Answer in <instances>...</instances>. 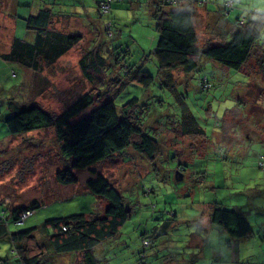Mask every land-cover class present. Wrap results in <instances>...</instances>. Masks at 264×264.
Here are the masks:
<instances>
[{"label": "rangeland", "instance_id": "rangeland-1", "mask_svg": "<svg viewBox=\"0 0 264 264\" xmlns=\"http://www.w3.org/2000/svg\"><path fill=\"white\" fill-rule=\"evenodd\" d=\"M233 1L231 10L237 8L238 12L242 11L241 16L248 17L254 10L258 12L255 25L259 36L253 44L251 59L236 69L202 56L201 71L211 77L213 86L207 91L200 90L194 78L186 85H177L184 91L202 134L185 130L182 121L184 116L185 120L189 119L188 114L180 111V106L170 97L171 91L169 93L154 82L151 91L164 96L165 104L159 105L160 101L150 103L149 109L154 108L149 112V124L144 125L148 132L161 138V154L152 162L133 146H128L86 168H73L78 176L75 182L62 183L55 177L56 170L65 165L66 157L60 153L61 142L54 124L20 133L8 132L6 118L22 107L17 99L24 100L29 93L34 95L29 84L39 77L18 63H13L18 73L13 77L11 62L0 58V208L7 214L10 207L28 204L34 199L39 203L36 211L23 222L10 223L12 229L35 226L36 236L42 237L44 221L48 217L103 210L107 200L98 198L85 187L87 178L103 172L125 196L130 216L119 234L101 245L103 253L99 254L97 250L101 260L110 264L116 261L119 264H137L136 251L146 248L140 239L144 233L153 241L146 248L149 264H225L224 258L230 264H244L239 259L233 260V237L228 232H225L224 245L231 242V251L225 250L226 256L216 258L215 255L222 251L207 249L211 228H204L209 223V213L215 201L228 208L245 206L249 220L251 218L255 222L254 229L264 235V170L258 161L260 152H264V0ZM111 2L112 37L101 32V18L96 14L93 16L99 22L95 32L83 31L86 28L82 22L72 23L67 18L59 21L64 23L62 28L65 31H77L83 34V38L52 63H47V59L41 62V75L48 76L51 83L44 85L43 91L34 96V102L59 113L66 104L89 90L92 80L79 68V60L85 49L98 42L105 53L110 42L126 46L131 61H137L136 67L141 63L157 80L159 66L151 55L145 54L156 45L158 35L153 0ZM208 2L218 5L212 14L225 16L228 13L225 0L196 1L200 4ZM181 5V2L171 4L177 8ZM205 26L204 22L197 21L200 42L208 39L220 42L218 35L217 39L209 36L210 28ZM219 31L227 40L232 36V27L227 21ZM18 32V36H23L24 31L18 29ZM217 32L214 30L213 33ZM92 36L95 41H91ZM2 38L0 47H9L6 37ZM108 70L106 67L105 71ZM21 78L23 84L16 90L14 84ZM102 85L103 91L112 93L113 87L108 81ZM129 93L124 90L119 101L128 98ZM93 107L82 109L75 119ZM169 109L172 111L170 115ZM131 115L138 123L141 122L134 113ZM180 167L184 174L177 179L176 171ZM148 187L151 190L146 192ZM173 211L177 215L174 216ZM214 227L218 232L221 229L219 225ZM198 229L203 230L202 241L192 238V232H198ZM6 237L0 238V256L3 257L0 264H22L11 251L10 238ZM245 247L244 243L240 244L241 253ZM256 248L259 257L250 258L255 259V264H264V242ZM133 256H136L135 260ZM78 261L79 256L66 252L46 256L43 264H80Z\"/></svg>", "mask_w": 264, "mask_h": 264}, {"label": "trees", "instance_id": "trees-1", "mask_svg": "<svg viewBox=\"0 0 264 264\" xmlns=\"http://www.w3.org/2000/svg\"><path fill=\"white\" fill-rule=\"evenodd\" d=\"M106 1L109 4L107 9L103 10L102 3ZM111 1L114 0H94L96 11L81 12L87 17L89 29L93 32L98 29L96 25L99 22L93 15L100 17V30L108 37L114 35ZM196 1L205 2L153 0L158 35L156 45L145 54L151 55L159 66L157 80L141 63L136 67L137 61H131L128 48L123 47L121 43H108L106 53L99 42L95 43L85 49L84 56L79 60V68L92 80V87L66 104L59 113H53L34 102V96L43 91L44 85L51 83L48 76L41 75V62L47 59V63H52L75 42L81 40L83 34L77 31L70 33L69 29L65 31L62 28L64 23H59L63 17H67V21L71 22V11L55 9L53 1H44L37 12L24 17L26 28L23 36L16 35L8 49L0 50V58L11 62L10 73L13 77L18 74L13 63L21 64L24 69L30 68L35 76L39 77L29 84L34 95L29 93L24 100L17 99L22 107L6 118L8 132L20 133L41 125L54 124L56 136L61 142L60 153L64 155L63 158L66 157L63 161L65 165L55 172L57 181L62 183L78 180L73 168H86L128 146H133L153 162L162 152V143L159 141L161 138L148 132L144 124L150 119L149 112L154 107H149L154 101H160L159 105L165 104L164 96L151 91V85L156 82L169 93L171 91L169 95L180 106V111L188 114L189 119L185 120L184 116L182 121L185 130L199 131V134H202L203 130L198 126L197 117L193 115L184 91L177 85H186L194 78L200 90L207 91L213 86L211 77L201 71L202 56H209L236 69L245 66L252 57V47L259 36V30L255 25L258 12L251 11L250 16L245 17L241 16L240 11L233 19L230 39L227 40L222 35L219 37L220 42L208 39L201 43L193 20L194 11L190 6ZM178 2L183 5L178 8L171 6ZM232 7L233 5L225 8L229 12ZM91 41H95L94 36ZM106 67L109 68L107 72ZM105 81L113 87L111 94L102 89ZM22 84L23 78L14 84L15 89ZM124 90H128L130 96L119 101ZM19 92L21 91L17 93ZM90 105L94 107L88 113L75 119L82 109ZM168 112L169 115L172 114L170 109ZM131 113L141 122L138 123ZM135 134L136 138L133 137ZM263 153L260 152L258 161L264 170ZM182 170L180 167L176 171L177 179L183 177ZM85 187L98 198L107 200L104 209L48 217L44 221L45 232L42 237L36 236L35 226L20 229H12L10 226V223L23 222L36 211L39 205L36 199L28 204L8 208L7 214L0 208V238H10L11 251L22 264H43L46 256L66 252L79 256L80 264H110L98 257L97 250L99 254L103 253L101 245L117 236L126 223L130 216L127 200L103 172H98L94 178H87ZM150 190L146 189V192ZM27 210H30V213L21 220L22 214ZM172 214L175 216L177 212L173 211ZM209 214L211 224L220 225L235 237H248L255 233L251 222L236 207H224L214 201ZM153 227L157 229L156 225ZM204 228L207 229L206 225ZM196 231L201 233L199 229ZM140 239L146 248L153 242L144 233H141ZM146 248L136 251L139 264L150 263ZM2 261L3 257L0 256V262Z\"/></svg>", "mask_w": 264, "mask_h": 264}, {"label": "crops", "instance_id": "crops-1", "mask_svg": "<svg viewBox=\"0 0 264 264\" xmlns=\"http://www.w3.org/2000/svg\"><path fill=\"white\" fill-rule=\"evenodd\" d=\"M44 1H53L52 3L53 7L56 9H64V10H69L72 12L70 18L71 22H82L84 25L83 28L86 29H81L83 31H90L89 25L87 23L88 19L86 16H84L81 12L89 10L90 13L92 11H96V6H94L93 2L94 0H0V38L3 39L2 37H6L7 44L12 43L13 38L16 35H19L18 29L20 32L25 33V20L24 17H26L30 13H35L38 11V9L44 4ZM213 2H208V3H191L190 6H192V9L194 11V16L193 20L195 23V26L197 28V21L199 22H204V25H206V28H210L211 34L209 35L212 39H217V35L220 37L223 35L219 31L220 28H222L225 25V21H227L228 26L232 27L233 19L235 15L238 14V11L236 9L230 10L226 15L220 16V15H214L212 14L214 11L218 9V5L215 6L212 4ZM94 6V7H93ZM223 6V4H222ZM224 8V6H223ZM225 10V9H224ZM212 12V13H211ZM211 13V14H210ZM67 17H63L61 19H66ZM224 20V22H223ZM22 25L24 26V30H22ZM82 25V26H83ZM198 29V28H197ZM214 30H218L217 33H213ZM2 34V35H1ZM218 37V38H219ZM93 39V38H92ZM7 48H1L0 50H6ZM240 210L242 214L245 215L246 218L250 216H247L246 208L245 206L239 207L235 206ZM252 224L254 225L255 222L250 218L249 220ZM208 224L206 225L208 230L209 228V236H208V248L209 251L211 250H221L222 253L216 254V258H222L224 255L226 256L227 253L225 250H229L231 246V242L227 243L228 246H225V239H226V230L223 228L219 229L220 231L218 232L214 226L217 224H211L209 219H208ZM220 226V225H219ZM221 227V226H220ZM254 229V227H253ZM207 230V229H206ZM255 230V229H254ZM203 231V230H201ZM264 232V229H263ZM229 233V232H228ZM230 234V233H229ZM261 234V235H260ZM201 233L198 232H192V238H198L203 240ZM231 235V234H230ZM233 237V255L234 258L233 260H240L244 264H255V259L250 258V256H254L258 258L259 254H256V245H261L264 242V235L260 233L259 230H255V233L252 234L251 236H243V237ZM231 237V238H232ZM230 238V237H227ZM232 240V239H231ZM228 242V241H226ZM243 244L246 246L244 251L241 253L240 252V244ZM206 249V250H207ZM205 250V251H206ZM157 251V250H156ZM225 251V252H224ZM229 250L228 252H230ZM138 256V252H136ZM158 254V252H157ZM212 254V253H211ZM136 256H133V260H135ZM138 260V257H137ZM223 263L225 264H230L225 258L223 259ZM115 264H119L118 261H116ZM139 264V262H137Z\"/></svg>", "mask_w": 264, "mask_h": 264}, {"label": "built area", "instance_id": "built-area-1", "mask_svg": "<svg viewBox=\"0 0 264 264\" xmlns=\"http://www.w3.org/2000/svg\"><path fill=\"white\" fill-rule=\"evenodd\" d=\"M108 4H109L108 1L102 3V5H103V10H106V9H107ZM232 5H233V0H225V6H226V7H231ZM262 158H263L262 163H263V168H264V153L262 154ZM29 213H30V210H27L26 212H24V213L22 214V216H21V220H22L23 218H25V216H26L27 214H29ZM145 241H146V240H145ZM146 242H147V241H146Z\"/></svg>", "mask_w": 264, "mask_h": 264}, {"label": "clouds", "instance_id": "clouds-1", "mask_svg": "<svg viewBox=\"0 0 264 264\" xmlns=\"http://www.w3.org/2000/svg\"><path fill=\"white\" fill-rule=\"evenodd\" d=\"M221 151H223V149H221ZM148 243V242H147Z\"/></svg>", "mask_w": 264, "mask_h": 264}]
</instances>
